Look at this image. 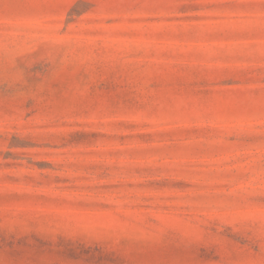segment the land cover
Listing matches in <instances>:
<instances>
[{"label":"rangeland","instance_id":"obj_1","mask_svg":"<svg viewBox=\"0 0 264 264\" xmlns=\"http://www.w3.org/2000/svg\"><path fill=\"white\" fill-rule=\"evenodd\" d=\"M0 264H264V0H0Z\"/></svg>","mask_w":264,"mask_h":264}]
</instances>
